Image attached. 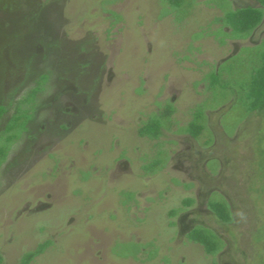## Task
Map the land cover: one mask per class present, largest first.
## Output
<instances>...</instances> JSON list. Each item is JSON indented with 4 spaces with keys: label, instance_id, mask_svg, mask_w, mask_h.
Returning <instances> with one entry per match:
<instances>
[{
    "label": "rangeland",
    "instance_id": "1",
    "mask_svg": "<svg viewBox=\"0 0 264 264\" xmlns=\"http://www.w3.org/2000/svg\"><path fill=\"white\" fill-rule=\"evenodd\" d=\"M256 5L0 0V130L38 89L0 157L2 264L46 240L30 264H264V111L245 116L230 97L264 48V19L241 40L219 20ZM217 70L232 90L207 88ZM167 104L159 138L139 136ZM202 109L194 140L182 129ZM197 226L219 239L214 255L187 240Z\"/></svg>",
    "mask_w": 264,
    "mask_h": 264
},
{
    "label": "trees",
    "instance_id": "2",
    "mask_svg": "<svg viewBox=\"0 0 264 264\" xmlns=\"http://www.w3.org/2000/svg\"><path fill=\"white\" fill-rule=\"evenodd\" d=\"M184 1L185 0H164V2L170 7V11L181 7ZM253 1L257 4L256 6H244L223 11V15L219 20L221 21L222 25L229 30V32H223L226 37L240 40L246 39L257 27H259L264 19V0ZM210 2H214V0H210ZM110 13L116 21L121 19L118 14H114L112 12ZM262 44L264 45V41ZM219 70L212 71L207 76V88L212 93H214L217 89H221L223 91L225 89L232 90L231 87H229L232 81L220 80L221 72ZM37 90V88H34V90H31L26 98L18 102V105L14 110L15 113L10 117V119L7 120L3 129L0 130L1 159L6 158V155H4L5 145H8L14 141V137L11 136V133L17 126L21 127V131L25 129L24 125L27 119L30 117L26 111L20 109V105L22 103L31 101L35 93H37ZM230 94V97L233 96V101L238 102L242 106L245 116H248L253 112L264 111V48L258 54L257 59L251 63L250 75L248 79L240 83L238 88H236V90L233 89L232 93ZM5 112L6 108L0 105V118ZM172 112L173 107L167 104L161 112L149 118L142 124V126L138 129L139 136L148 137L149 139L159 138L161 129L164 126V124L161 123V119L166 116L170 118ZM205 129L204 114L202 109L200 111L194 112L193 119L182 129V131L194 140H198ZM210 141L211 140L208 138L206 141H204V144H209ZM192 202V199L186 198L182 201V204L184 206H189L192 204ZM207 207L220 222L224 224H229L232 222L231 213L226 202L211 199L208 201ZM175 214L176 210H171L169 213L170 216H174ZM170 225H173V223L170 222ZM186 238L189 242L200 245L204 253L207 255H214L220 249L219 239L211 231L203 227H193L186 234ZM50 244L51 242L49 240L38 244L34 250L28 251L23 256H21L17 264H30V262L36 256L42 254L50 246ZM0 264H2L1 256Z\"/></svg>",
    "mask_w": 264,
    "mask_h": 264
}]
</instances>
